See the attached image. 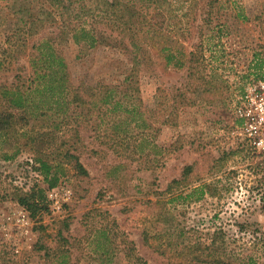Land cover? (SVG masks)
Segmentation results:
<instances>
[{
    "label": "rangeland",
    "instance_id": "374dc122",
    "mask_svg": "<svg viewBox=\"0 0 264 264\" xmlns=\"http://www.w3.org/2000/svg\"><path fill=\"white\" fill-rule=\"evenodd\" d=\"M116 1L0 0V83L27 81L42 37L67 28L65 22L73 26L81 14L89 27L120 37L92 49L72 39L58 41L73 82L116 83L136 72L140 94H130L129 101L148 109L145 117L153 124L148 153L128 157L114 147L119 144L106 132L109 127L98 133L96 115L90 117L82 127L87 149L81 153L89 175L66 166L60 209L53 206L33 153L23 150L6 159L10 147L0 146V264H42L40 247L60 244V231L71 241L73 264H132L124 237L151 264H206L193 256L212 239L223 252L251 255L264 264V153L238 133L234 110L246 84L264 72V0L141 1L163 21L158 40L174 37L188 53L185 58L195 52L194 69L192 62L186 68L167 66L162 58L169 50L151 49L146 37L142 52L133 53L128 36L153 32L143 24L148 6L118 0L116 10ZM125 4L134 12L131 26L120 18L129 14ZM161 103L168 104L165 116L158 114ZM177 103V118L166 122ZM139 130L132 131V143ZM185 172L186 185L163 194ZM198 187L203 196L196 191L186 197ZM33 188L44 189L49 205L37 216L16 198ZM182 192L185 197H178ZM21 209L27 222L18 220ZM104 226L113 241L98 236ZM99 238L108 245L107 256Z\"/></svg>",
    "mask_w": 264,
    "mask_h": 264
},
{
    "label": "trees",
    "instance_id": "16d2710c",
    "mask_svg": "<svg viewBox=\"0 0 264 264\" xmlns=\"http://www.w3.org/2000/svg\"><path fill=\"white\" fill-rule=\"evenodd\" d=\"M141 1L149 0L136 1L142 8L148 6L147 3ZM113 5L117 10L119 1L117 0ZM126 7H128L129 14L120 18L124 24L131 26L134 12L128 4H125L124 9ZM124 9L120 11L123 13ZM60 14H63V11ZM76 15L78 22L76 21L73 26L65 22L67 28L64 26L59 28L58 32L42 37L39 51L31 59L33 74L27 81H18L12 85L0 83V146L2 149L10 147V150H5V158H15L23 150L31 151L38 163L36 170L44 175L49 188L59 184L66 166H71L81 175H89L88 169L81 160L82 151L87 149L82 127L85 123L92 121L94 114L96 118L93 121L98 133H101L103 125H107L110 129L108 128L106 132L110 133L108 135H111L119 144V146L114 144V147H118L120 155H144L148 153V147L153 143L150 132H148L153 124L145 117L148 109H143L137 103L129 101L130 94H140L136 72H131L124 81L116 83L99 80L94 83L82 81L76 85L73 82L69 63L58 48V41L60 43L65 39H72L82 48L92 49L105 40L116 43L120 37L111 33L105 34L93 25L89 27L84 16ZM144 20L143 24L148 25L153 32L144 33L145 35L134 33L128 36L130 44L134 47L133 53L142 52L140 44L143 37H146L144 42L148 43L151 40L149 43L151 49H158L162 53L169 50L168 54H164V58L161 57L167 66L173 64L179 68H186L187 63L192 62V69H194L195 52H191L192 58L189 56L185 58L188 53L178 46L174 37H169L168 40H158L159 34L156 31L162 29L163 21L155 12V8L148 6ZM124 37L121 36V38ZM172 43L177 53L171 51ZM146 46H143L145 50ZM161 90H163L162 94H169L165 89L161 88ZM179 107L180 104L177 103L176 110L168 113L166 122L170 120L171 115L175 116L174 120L177 118ZM167 108V103L158 104V114L165 116ZM133 123L135 126L132 125ZM134 127L140 128L137 143L129 140L132 131L135 130ZM190 167L187 166L186 169ZM187 182L185 172L182 177L174 179L163 194L174 193V189L181 187L182 184L186 185ZM196 191L204 195V188L198 187L186 197H190ZM178 195V197H185L184 192ZM16 198L30 210L33 216L49 208L47 195L41 188L18 192ZM97 210L100 209L97 208ZM97 232L98 236L113 241L106 226L98 228ZM59 237L60 244L40 247L45 250L43 256L45 261L42 264H73L69 237H66L62 231L59 232ZM99 239L100 242L98 241L97 245L103 248L101 253L107 256L109 254V249L106 248L108 245L104 244L101 238ZM123 241L126 256L132 264H151L137 252L132 240L124 237ZM245 257L246 259L223 252L217 245V240L212 239L211 242L205 243V249H201L193 256V260L206 264H262L254 256Z\"/></svg>",
    "mask_w": 264,
    "mask_h": 264
},
{
    "label": "built area",
    "instance_id": "2783aa9c",
    "mask_svg": "<svg viewBox=\"0 0 264 264\" xmlns=\"http://www.w3.org/2000/svg\"><path fill=\"white\" fill-rule=\"evenodd\" d=\"M234 110L240 123L237 131L257 151L264 153V72L249 81L235 102ZM65 188L62 184L48 188L53 206L61 208L59 194ZM12 220V216L7 218ZM19 221L27 222L26 211L21 209Z\"/></svg>",
    "mask_w": 264,
    "mask_h": 264
}]
</instances>
